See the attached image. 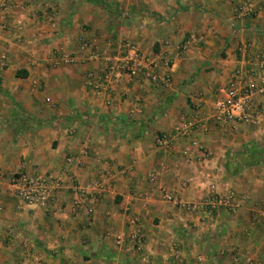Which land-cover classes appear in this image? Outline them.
<instances>
[{
  "label": "crops",
  "instance_id": "obj_1",
  "mask_svg": "<svg viewBox=\"0 0 264 264\" xmlns=\"http://www.w3.org/2000/svg\"><path fill=\"white\" fill-rule=\"evenodd\" d=\"M9 2L0 28V264H264V223L252 219L264 212V115L254 126L211 121L216 90L264 57V0ZM120 40L169 59V85L123 76L95 93L86 74H99L101 61L54 59L82 44L114 55ZM252 102L264 113L263 96ZM183 118L206 130L156 146ZM18 173L58 182L45 207L12 193ZM93 183L97 199L72 191ZM208 195L237 208L188 209ZM130 215L141 227L138 253L115 244Z\"/></svg>",
  "mask_w": 264,
  "mask_h": 264
},
{
  "label": "built area",
  "instance_id": "obj_2",
  "mask_svg": "<svg viewBox=\"0 0 264 264\" xmlns=\"http://www.w3.org/2000/svg\"><path fill=\"white\" fill-rule=\"evenodd\" d=\"M10 8L9 0H0V28L5 26V20ZM239 12H247L246 5L241 6ZM116 50L117 53L114 55L103 57L92 45L82 44L75 53H56L54 59L58 63L65 65L101 61L102 70L99 74L93 72L86 74L87 84L95 93L111 91L114 83L123 76L128 78L140 77L151 85L159 87H167L169 85L168 71L171 67L169 59L165 57L157 59L154 56L144 55L135 44L127 40L118 41ZM238 50L240 52L245 51L244 47H240ZM255 60V65L251 61L248 62L249 68L245 72L238 69L232 71L227 84L216 90L211 115V121L216 128L222 129L229 124H249L254 126L264 115L263 111L256 108L252 102L255 95L264 97V78L260 77V74L264 71V57L257 56ZM205 122L203 120L200 121L199 118L180 119L171 135L156 137L154 143L156 146L164 147L173 138H186L197 128L206 130ZM68 134H70V131ZM189 145L195 147L196 143L190 141ZM69 162L70 158H67L66 163ZM8 185L12 193L24 205L45 207L51 200L58 182L47 176H28L24 173H18L9 179ZM72 191L81 199L86 197L97 199L101 194L98 183L91 184L88 190L73 185ZM163 199L176 203V199L168 193H163ZM78 205L79 201H74L71 208L75 210ZM193 208H197L207 216H210L218 209H225L229 213H233L237 206L231 205L229 198L208 195L199 205L188 207V209ZM252 219L264 223V212L253 211ZM126 227L129 228L128 235L124 238H116L115 244L118 245L124 241L125 250L135 253L140 252L143 239L139 221L135 216L130 215L127 218Z\"/></svg>",
  "mask_w": 264,
  "mask_h": 264
}]
</instances>
